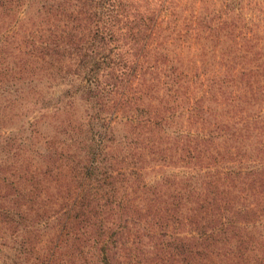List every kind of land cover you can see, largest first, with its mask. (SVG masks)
Returning <instances> with one entry per match:
<instances>
[{
	"label": "trees",
	"instance_id": "16d2710c",
	"mask_svg": "<svg viewBox=\"0 0 264 264\" xmlns=\"http://www.w3.org/2000/svg\"><path fill=\"white\" fill-rule=\"evenodd\" d=\"M165 4L0 2L4 109L11 89L36 93L43 81L57 88L35 103L38 119L49 118V136L4 130L11 117L0 116V226L20 264H264V62L247 68L259 53L222 65L230 89L215 91L221 113L200 114L193 103L189 122L212 128L199 129L181 148L178 161L192 171L151 184L140 174L148 162L173 160L160 143L171 116L166 100L148 107L135 97L158 13L169 12ZM128 41L142 53L124 51ZM166 72L160 83L182 82L181 73ZM149 76L144 97L145 83L156 79ZM76 101L83 113L145 114L127 120L133 131L116 138L101 117L86 114L82 125L62 119ZM255 106L258 113H251ZM255 136L254 145L243 143ZM220 138L229 145L214 144Z\"/></svg>",
	"mask_w": 264,
	"mask_h": 264
},
{
	"label": "rangeland",
	"instance_id": "374dc122",
	"mask_svg": "<svg viewBox=\"0 0 264 264\" xmlns=\"http://www.w3.org/2000/svg\"><path fill=\"white\" fill-rule=\"evenodd\" d=\"M10 1L12 0H0L4 6L8 5ZM161 1L163 4L166 3L169 12L164 9L158 13V23L151 35L148 48L149 55L146 57L148 59L145 63L147 74L140 79L141 82L135 83L137 91L135 97H141V101H144V105L148 107L158 105L160 99L166 100L169 112L162 113L171 116L165 127L167 133L160 134V143L162 147H170L172 152L169 155L173 160L171 162H148L144 172H140V174L143 180L149 184L168 176L180 178L186 172L192 171L191 164L178 161L179 154L182 153L181 148L187 142L188 137L198 136L199 129L212 128L210 124L199 128L200 123L192 125L189 122L192 119L190 116L196 112V106L193 103L203 108V113L200 114L221 113L219 110L223 107L214 101V97L218 86H221L222 89H230L224 83L227 75L222 67L223 64L227 63V59L233 58L237 62H241L243 55L259 53V56L247 63V68L250 65L264 62V0ZM2 22L4 23L0 19V23ZM0 28L3 29L2 24H0ZM129 45L130 42L128 41L124 47V51L131 52L128 54H133L135 57L142 53L140 49L130 50ZM137 60H139L138 57ZM171 67L173 68L171 69ZM161 69L167 71V75L172 78L181 73L182 82L173 83L170 79H165V84L160 83L159 73ZM148 76L150 79L151 77L156 79L152 83H145L147 96L144 97L142 95L143 83ZM35 90L36 93L17 94L14 89H11L10 97H8L10 103L7 109H4L7 104L5 97H0V107L3 108L0 113L1 118L3 116H6L5 119L11 117V121L4 122V130L17 132L20 127H23L30 134L34 128V131H38L43 137L51 135L47 127L49 118L38 119L40 113L37 112L35 103L39 94L56 93L57 88L52 84L49 86L48 81H43L38 84ZM149 97H152L151 100H148ZM175 100H177L176 102L180 100V106L175 105ZM196 100L197 102H195ZM83 108L81 101H76L74 108L66 111L62 119H69L72 122L81 120L78 124L82 125L83 120L86 119V114L91 115L94 120L101 117L100 119L107 120L104 126L109 127L116 138L129 129L133 131L134 127L130 126L131 124L127 120L134 119L137 123L136 117L145 114L133 113L132 111L110 113L108 110L105 113H83ZM250 111H252L251 113L256 112L257 106ZM209 120L214 121L213 117H210ZM126 124L130 125L127 126ZM255 141L256 136L243 143L254 145ZM231 142L235 145L238 143L237 146H242L241 141ZM218 143L221 149L229 145L221 138L214 140V144ZM246 150L248 156L251 157L250 159H255L256 154L249 149ZM120 168L126 170L123 166ZM18 211L25 213L22 209H18ZM0 228V264H17L18 261V264L23 263L15 251L16 247L15 249L12 248L14 241L10 239V232L4 230L3 224Z\"/></svg>",
	"mask_w": 264,
	"mask_h": 264
}]
</instances>
